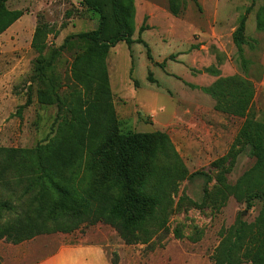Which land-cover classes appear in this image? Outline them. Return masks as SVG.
<instances>
[{
  "label": "rangeland",
  "instance_id": "rangeland-1",
  "mask_svg": "<svg viewBox=\"0 0 264 264\" xmlns=\"http://www.w3.org/2000/svg\"><path fill=\"white\" fill-rule=\"evenodd\" d=\"M126 6L132 39L146 44L150 61L143 45L117 44L105 58V89L86 81L84 69L73 77L82 48L72 39V49L61 52L54 69L64 106L41 105L33 88L29 107L19 112L38 56L31 45L36 30L50 32L46 54L66 38L96 31L98 16L81 0L8 1L7 9L23 16L0 37V229L47 211L54 199L50 179L78 200L121 196L110 168L119 140L161 132L178 160L159 146L133 174L138 187L160 194L164 210L145 242L126 245L113 228L85 223L72 234L41 235L27 244L36 253L100 246L111 264H213L222 236L238 217L253 223L264 200L248 210L221 195L216 164L230 152L244 120L215 111L204 90L220 79H246L255 91L250 115L264 125V0H126ZM242 20L244 31L235 43ZM229 164L219 167L225 171ZM254 164L239 155L223 175L226 184L234 186ZM194 173L202 176L190 178ZM172 178L175 186H164ZM8 244L0 239V263L16 258L4 253Z\"/></svg>",
  "mask_w": 264,
  "mask_h": 264
},
{
  "label": "trees",
  "instance_id": "trees-1",
  "mask_svg": "<svg viewBox=\"0 0 264 264\" xmlns=\"http://www.w3.org/2000/svg\"><path fill=\"white\" fill-rule=\"evenodd\" d=\"M8 1L0 0V37L23 16L19 11L8 10ZM81 5L98 16L96 31L66 38L60 48L44 54L50 32L42 27L36 30L31 45L38 56L28 80V101L19 112L29 107L33 88L36 89V97L41 105H55L58 109L64 106L59 95L62 86L54 69L61 52L72 49V39L82 48L72 64L73 77L78 79L79 72L84 69L83 78L86 81H96L105 89L108 87L105 58L117 44L124 43L128 47L141 44L147 49L148 60H151L146 44L140 39H132L133 30L126 11V0H81ZM144 30L141 27L139 35ZM243 31L242 20L234 34L235 43ZM204 92L214 101L215 111L244 120L230 152L216 164V169L221 170L216 183L223 197H233L249 210L254 207L256 200H264V125L256 122L250 115L255 95L253 85L244 78L230 77L218 80ZM71 113L73 115L72 111ZM76 126L81 129L79 124ZM159 146H164L178 160L164 133H132L119 140L110 168L112 182L120 189L121 196L109 202L100 198L97 200V197L78 200L69 189L50 179L49 184L54 191L51 207L47 211L36 210V220L14 221L3 226L0 229V239L18 245L41 235L72 234L87 223L113 228L126 245L145 242L143 237L150 224L164 210L160 208V194L147 193L144 186L138 187L133 174L143 156ZM244 153L252 157L255 164L234 186H229L223 175L229 171L235 159ZM227 160H230V164L223 171L219 166ZM180 168L183 175L179 179H183L185 171L181 164ZM197 176L202 175L194 173L190 178ZM204 177L205 183H210V179ZM164 186H175L174 178L164 183ZM42 215L43 219L40 218ZM212 261L213 264H264V201L253 223L247 224L240 217L237 218L235 224L222 236Z\"/></svg>",
  "mask_w": 264,
  "mask_h": 264
},
{
  "label": "crops",
  "instance_id": "crops-1",
  "mask_svg": "<svg viewBox=\"0 0 264 264\" xmlns=\"http://www.w3.org/2000/svg\"><path fill=\"white\" fill-rule=\"evenodd\" d=\"M36 251L27 242L18 245L8 244L4 253L6 252L7 256L15 255L16 258H11V262L4 261L0 264H111L106 252L100 246H62L54 249L48 247L43 252L36 253Z\"/></svg>",
  "mask_w": 264,
  "mask_h": 264
}]
</instances>
